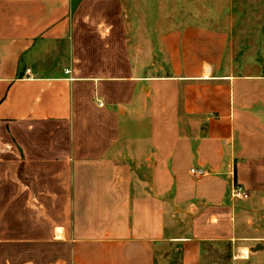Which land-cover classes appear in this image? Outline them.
<instances>
[{
    "label": "crops",
    "instance_id": "1",
    "mask_svg": "<svg viewBox=\"0 0 264 264\" xmlns=\"http://www.w3.org/2000/svg\"><path fill=\"white\" fill-rule=\"evenodd\" d=\"M228 1L0 0V264H264V71L233 72Z\"/></svg>",
    "mask_w": 264,
    "mask_h": 264
},
{
    "label": "rangeland",
    "instance_id": "2",
    "mask_svg": "<svg viewBox=\"0 0 264 264\" xmlns=\"http://www.w3.org/2000/svg\"><path fill=\"white\" fill-rule=\"evenodd\" d=\"M218 5V4H217ZM217 5L211 7H217ZM228 16L224 28L231 34L228 58L233 72L240 75L262 74L264 71V0H230L224 3ZM221 6V5H218ZM226 7V8H227ZM207 22L222 24L217 12ZM209 15V16H210ZM159 264H180L179 255L172 246L161 248Z\"/></svg>",
    "mask_w": 264,
    "mask_h": 264
},
{
    "label": "built area",
    "instance_id": "3",
    "mask_svg": "<svg viewBox=\"0 0 264 264\" xmlns=\"http://www.w3.org/2000/svg\"><path fill=\"white\" fill-rule=\"evenodd\" d=\"M191 173H192V175H194L196 177H200V176L205 175L207 173V171L203 168H192ZM235 194H236V196L241 197V198H248L249 197V193L241 185H239L235 188Z\"/></svg>",
    "mask_w": 264,
    "mask_h": 264
},
{
    "label": "water",
    "instance_id": "4",
    "mask_svg": "<svg viewBox=\"0 0 264 264\" xmlns=\"http://www.w3.org/2000/svg\"><path fill=\"white\" fill-rule=\"evenodd\" d=\"M259 247L257 246L254 250L258 249Z\"/></svg>",
    "mask_w": 264,
    "mask_h": 264
}]
</instances>
